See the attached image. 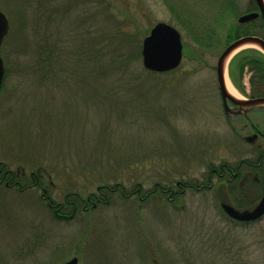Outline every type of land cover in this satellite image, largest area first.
Segmentation results:
<instances>
[{
  "label": "rangeland",
  "instance_id": "rangeland-1",
  "mask_svg": "<svg viewBox=\"0 0 264 264\" xmlns=\"http://www.w3.org/2000/svg\"><path fill=\"white\" fill-rule=\"evenodd\" d=\"M222 5L211 0H0L10 22L1 50L0 163L22 177L38 173L59 204L72 193L87 198L103 183H123L127 190L141 185L142 196L157 183L178 192L173 201L159 190L144 200L117 192L108 204L89 211L79 207L69 219H59L41 188L20 191L7 187L3 178L0 264H64L74 257L78 264H264V220L231 221L220 204L224 190L216 180L213 189L207 188L213 166L236 163L245 147L236 123L225 114L217 83L218 59L234 41L227 25L237 20L234 13L219 14ZM182 20L192 29L219 27L216 49L199 50L194 36L179 27ZM160 22L180 31L182 63L154 75L141 58L132 80L144 84L140 96L138 90H114L126 94L121 100L130 109L119 119L100 104V89L90 92L82 74L62 71L85 39L100 43L103 51L112 39L106 40V33L143 43ZM41 41L58 51L59 69L37 66ZM247 51L258 47L236 50L226 71L241 98L246 97L242 91L250 92V70L245 68L239 88L230 65ZM178 182L186 185L182 193Z\"/></svg>",
  "mask_w": 264,
  "mask_h": 264
},
{
  "label": "trees",
  "instance_id": "trees-1",
  "mask_svg": "<svg viewBox=\"0 0 264 264\" xmlns=\"http://www.w3.org/2000/svg\"><path fill=\"white\" fill-rule=\"evenodd\" d=\"M178 24L181 29L187 32V34L190 33L194 36L195 42L198 43L197 47L202 52L213 51V49H216V45L220 42L218 33L219 27L217 30L213 24H209L204 28L194 27L195 29L188 26L187 22L184 20L178 21ZM114 36L115 35L110 33L105 34L106 40H110V38H112L108 41V43H106V45H104L105 51L100 48V43L96 46L94 41H90L89 39L87 41V39H85L84 46L81 47L80 53L74 57L72 56L71 60L64 61L65 67L62 71L82 74L83 82H85L86 88L89 89L90 92L100 89L101 91L99 93L102 97L100 104H107V106H109L113 111L115 110L114 112L118 115L117 118L119 119L120 114L127 113L130 109L129 104L127 105L126 103L127 101L121 100L124 99L126 94L116 93L114 90L116 88L132 89L135 91L138 90L136 93L140 96V91L144 89V84H141V82L133 83L132 81L135 76L139 75V71L137 70L139 69V62L142 58V43L141 40L137 41L135 38L128 40L127 35H121V37L124 38V41H120ZM231 39L234 38L232 37ZM56 52L58 54V51ZM56 52L55 49L47 46L46 42L41 41L37 50V66L39 62L41 65L46 66L49 71H52L53 67L55 70L56 68L59 69L61 66V59L57 61L55 60V58H58ZM252 53L254 54L253 56H251ZM258 55H261L258 51L244 52L230 65V77L237 87L240 88V78L244 75V70L247 67H249V70L253 73L252 81L254 86L261 82V75L264 71V61L259 58L260 56ZM149 73L161 75L150 71ZM130 163H128V166L131 169L133 164ZM134 164H136V162H134ZM0 176L1 179L5 178L8 180L10 187H19L20 191L32 187H45L44 180H42L38 173H34V175L29 178H26V176L22 177L20 174L17 175L12 171H9V169H7L2 163H0ZM30 179H32V181L27 182ZM17 182H19V184H17ZM103 184L104 185L99 187L100 189L97 193L90 195L91 199L96 201L97 204H108L111 200V195H114L117 192H121V194H132L136 190H139V185L133 190H127L123 183H117L114 186H111L108 183ZM188 186L193 185L191 184ZM166 188H171V186H167ZM159 191L163 193L160 188ZM83 199L84 198L79 194L72 193L66 196V202L63 204L56 203L55 201H52V199H49L48 208L52 211L55 218L69 219L76 213L75 205H79ZM66 207H70L71 212L67 215H65L67 212L61 214L60 212H62Z\"/></svg>",
  "mask_w": 264,
  "mask_h": 264
},
{
  "label": "flooded vegetation",
  "instance_id": "flooded-vegetation-1",
  "mask_svg": "<svg viewBox=\"0 0 264 264\" xmlns=\"http://www.w3.org/2000/svg\"><path fill=\"white\" fill-rule=\"evenodd\" d=\"M211 1L215 5L222 1L223 5L219 7V14L223 12L230 14L234 13L235 16H237V20L235 22L233 21L227 25L228 29L233 31L232 37L234 38V41L246 36H255L264 40V0H262V2H259L258 0ZM251 14L256 15V17L247 22H240V18L242 16ZM258 52L261 54L258 55L260 56L259 58L264 61V51L261 49L258 50ZM250 75V92L248 93L246 90L242 91V93L246 96L243 100L264 98V71L261 75V82H259V84L257 83L255 86L252 81L253 73L251 71ZM222 101L224 106V100L222 99ZM224 111L226 116L231 120V122H233V125L235 123H241V126H235V124L234 127L237 133L236 136L243 139L245 147L242 152V157L236 163L225 162L218 168L213 166L208 177L210 184L207 188L213 189V181L216 180L217 185L221 186L225 193L224 196H221L220 198L221 207L223 204H226L239 211H252L264 198V105L240 107L231 101H228V110H226L224 106ZM32 175H34V173ZM0 180L2 181L3 178ZM17 184H19V182H17ZM5 185L10 187L9 182L5 183ZM184 186H186L184 183L178 182L177 188L182 189L179 193L184 192ZM166 187H164L161 183H157L153 189L146 192L145 196H142L143 189L141 188V185H139V190H136L134 193H123L122 195L127 198L138 196L141 200H144L147 196L155 193L156 190H159L160 188L163 192L162 194H168L167 196L173 201L178 192L172 187ZM190 187L191 186H189V188ZM202 187L206 186L203 185ZM41 189L45 194L43 195L44 199L49 201L51 197L47 193L48 187H42ZM201 189L202 188H195V190ZM90 195L83 199L82 205H75L76 212L79 207H81L82 211H89L90 208L98 206L96 201L91 199ZM222 209L225 212L223 207ZM225 214L231 221L243 225L257 223L264 220V215L256 220L240 221L232 218L226 212Z\"/></svg>",
  "mask_w": 264,
  "mask_h": 264
},
{
  "label": "water",
  "instance_id": "water-1",
  "mask_svg": "<svg viewBox=\"0 0 264 264\" xmlns=\"http://www.w3.org/2000/svg\"><path fill=\"white\" fill-rule=\"evenodd\" d=\"M262 2V0H258ZM264 14V11H263ZM256 15H245L240 18V22H247L255 18ZM10 22L6 14L0 10V92L5 77V63L1 55V50L6 37L9 34ZM247 45L257 46L264 51V40L255 36H246L231 43L220 55L216 72L217 83L225 109L228 110V101L240 107H254L264 105V98L243 100L232 95L226 84V71L231 55L239 48ZM142 63L146 70L155 73H168L176 70L182 63L184 56V46L180 31L164 22L156 24L142 43ZM231 56V57H230ZM229 59V61H228ZM225 212L234 219L240 221H252L264 215V198L260 204L252 211H239L230 205L223 204ZM64 264H78V258L74 257Z\"/></svg>",
  "mask_w": 264,
  "mask_h": 264
},
{
  "label": "bare ground",
  "instance_id": "bare-ground-1",
  "mask_svg": "<svg viewBox=\"0 0 264 264\" xmlns=\"http://www.w3.org/2000/svg\"><path fill=\"white\" fill-rule=\"evenodd\" d=\"M231 56H232V55H231ZM231 56H230V57H231ZM228 61H229V59H228ZM226 84H227L228 91H229L232 95H234V96L237 97V98H241V97H239V95L236 93V91L234 90L233 86L230 84V82L228 81L227 78H226Z\"/></svg>",
  "mask_w": 264,
  "mask_h": 264
}]
</instances>
